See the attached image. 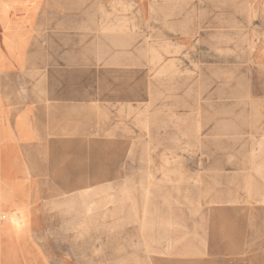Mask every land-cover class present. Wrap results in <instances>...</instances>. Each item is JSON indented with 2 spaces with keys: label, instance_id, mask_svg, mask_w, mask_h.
<instances>
[{
  "label": "rangeland",
  "instance_id": "374dc122",
  "mask_svg": "<svg viewBox=\"0 0 264 264\" xmlns=\"http://www.w3.org/2000/svg\"><path fill=\"white\" fill-rule=\"evenodd\" d=\"M93 22V38L108 40V78L96 77L95 57L79 62L93 77L72 81L77 100L61 111L68 127L59 136L72 153L45 160L55 174H46L39 198L46 221L32 232L45 264H236L245 248L234 221L247 206L250 214L264 205V174L245 173L264 165V142L214 141L229 128L200 126L196 103L176 102L181 84L171 77L181 64L169 59L166 70L165 55L180 48L167 51L159 33L154 41L149 15H94ZM261 189L257 200L251 191ZM3 215L0 240L13 236L26 264H34L29 224Z\"/></svg>",
  "mask_w": 264,
  "mask_h": 264
},
{
  "label": "crops",
  "instance_id": "0c3cea01",
  "mask_svg": "<svg viewBox=\"0 0 264 264\" xmlns=\"http://www.w3.org/2000/svg\"><path fill=\"white\" fill-rule=\"evenodd\" d=\"M110 14L149 15L154 41L164 40L167 51L180 48V55H165L166 70L169 59L181 64L178 76L171 72L181 84L176 102H195L200 126L229 128L214 141L264 142V134L237 133L264 128V0H0V192L13 193L8 202L0 198V216L5 222L9 212L29 224L34 264H45L32 232L46 221L39 198L46 174H55L45 160L72 153L70 140L59 136L68 127L61 111L77 100L74 80L93 77L79 62L95 57L96 77L107 81L108 40L93 38V16ZM201 114L213 122L201 123ZM253 169L245 173L264 174V165ZM251 192L258 200L263 190ZM247 207L234 221L245 248L236 264H264V205L250 214ZM0 262L26 264L13 236L0 240Z\"/></svg>",
  "mask_w": 264,
  "mask_h": 264
},
{
  "label": "built area",
  "instance_id": "2783aa9c",
  "mask_svg": "<svg viewBox=\"0 0 264 264\" xmlns=\"http://www.w3.org/2000/svg\"><path fill=\"white\" fill-rule=\"evenodd\" d=\"M2 219H4V218L2 217Z\"/></svg>",
  "mask_w": 264,
  "mask_h": 264
}]
</instances>
